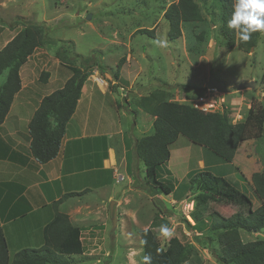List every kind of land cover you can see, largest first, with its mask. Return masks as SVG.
<instances>
[{"label":"rangeland","instance_id":"1","mask_svg":"<svg viewBox=\"0 0 264 264\" xmlns=\"http://www.w3.org/2000/svg\"><path fill=\"white\" fill-rule=\"evenodd\" d=\"M171 2L172 0H0V50L22 29V22L39 24L45 28L49 43L36 49L20 69L21 82L34 86L37 91L46 84L41 81V73L47 72L50 77L58 65L61 66L56 54L58 50H66L71 64L77 67L80 64L76 56L95 57L106 69L98 71L95 68L89 71V75L98 71L99 75L109 80V86L114 84L111 72L116 70L118 61L123 59L120 71L124 68V78L114 96L126 117L122 126L129 128L134 124L135 138L152 131V118L141 111L127 110L135 109L136 99L159 87L166 88L170 101L191 105L205 91L207 80L212 77L223 82L228 89L225 93L217 91L216 96L213 94L217 102L213 109L215 112L225 109L234 122L238 114L241 116L239 121L245 117L248 110L245 103L254 102L264 109V82L261 83L264 72V33L260 35L252 52L230 49L219 33L217 16L209 20L205 15L203 25L193 27L184 24L180 38L169 41L166 36L168 25L163 19V12ZM141 29H154V38L138 35L136 32ZM200 33H203V38L197 40ZM3 80L4 75L0 77V82ZM127 80L132 86L130 89L126 86ZM241 83H254L255 87L237 91L236 86ZM241 92L248 99L245 103L239 99ZM124 97L129 99V106ZM185 140L179 137L171 146L168 165L174 187L185 182L180 181L183 172H175L172 168L174 152ZM257 146L264 151V123ZM188 166L192 169L193 161L186 163V167ZM142 169L143 165L140 163V170ZM138 183L127 188L124 197L120 199L119 196L113 200L116 203L115 228L110 216L106 219L104 228L101 226L104 215L109 212L107 208L103 216L100 215V227L96 230V235L100 236L91 241L92 245H89V237L83 236L84 253L70 258L72 264H143L138 231L145 229L160 210L170 212L162 215L172 217L170 236H163L161 228L153 229L161 248L166 247L169 238L177 237L192 246L191 257L184 264H218L210 251L213 247L204 239L207 235H195L186 227L185 220L193 222L195 193H188L178 204H172L171 198L164 195H157L153 201L141 188H136ZM121 184L127 186L125 182ZM234 187L238 189V186ZM243 192L256 201L252 192ZM256 205L257 203L254 206ZM108 206L110 207V203ZM210 211L229 217L235 209L220 203H210L207 210H198L195 214L203 218ZM241 233L244 242L264 240V232ZM9 247V255L12 256L14 248Z\"/></svg>","mask_w":264,"mask_h":264},{"label":"trees","instance_id":"2","mask_svg":"<svg viewBox=\"0 0 264 264\" xmlns=\"http://www.w3.org/2000/svg\"><path fill=\"white\" fill-rule=\"evenodd\" d=\"M232 4L233 0H172L163 12V19L168 25L167 39L175 41L180 38L184 24L193 27L203 25L205 15L209 20L217 16L219 33L227 46L249 53L255 48L262 32L253 33L247 42H240L227 27ZM136 33L154 38V29H141ZM202 38L203 33H200L196 39ZM47 43L46 30L42 25L22 22V29L0 50V77L4 75V80L0 82V125L21 88L20 68L36 49ZM56 54L59 64L67 68L71 75L61 88L41 99L28 122L29 153L39 164L47 163L58 155L66 125L76 109L89 71L106 69L95 57L76 56L80 64L77 67L71 64L66 50H58ZM123 62L120 59L116 70L111 72L114 84L109 89L114 93H117L122 81L120 70ZM41 76V81L46 82L49 74L42 72ZM261 79L263 83L264 72ZM169 97L166 88L159 87L136 99L133 109V112L141 111L152 118V131L134 141L133 154L135 160L143 165L142 190L153 201L157 195L167 197L174 193L167 162L170 147L179 137L207 150L220 163L230 164L239 143L259 140L262 136V105L251 102L245 117L233 124L230 113L225 109L222 112L202 113L189 104L170 101ZM250 182L256 201L204 167L190 172L173 195L174 199L180 200L186 193H195L194 224L190 225L185 220L186 227L191 233L207 235L204 239L213 247L210 251L218 264H264V240L244 242L241 239V232H264V172L254 173ZM71 195L67 194V197ZM253 202L258 206L253 207ZM57 203L54 204L55 208ZM210 203L232 206L235 211L229 217L210 211L206 212L205 217L199 218L195 211L207 210ZM163 213L160 210L147 228L138 231L140 241H146L145 244L141 243L142 255L150 253L152 264H184L191 257V244L171 237L166 247L161 248L153 233V229L169 226ZM81 232L68 216L56 212L54 219L43 229L41 247L24 248L9 256L8 245L0 228V264H72L73 256H82L84 253Z\"/></svg>","mask_w":264,"mask_h":264},{"label":"crops","instance_id":"3","mask_svg":"<svg viewBox=\"0 0 264 264\" xmlns=\"http://www.w3.org/2000/svg\"><path fill=\"white\" fill-rule=\"evenodd\" d=\"M65 69L58 65L44 88L38 91L34 86L21 82V88L0 125V228L8 249L9 245L12 246L14 253L24 248L41 247L43 229L54 219L56 212L68 216L70 222L81 229L82 239L88 236L89 245H92L91 241L100 236L96 235V230L100 227V215L102 217L107 208L109 211L108 204L119 196L120 199L124 197L127 188L137 182L136 188L142 190L143 169L140 170V162L133 154L134 141L138 139L133 135L134 124L129 128L122 126L123 119L126 121L124 111L114 96L116 93L109 89V80L98 71H93L94 74L88 76L82 87L58 155L44 164L37 163L30 156L28 122L41 99L61 88L70 77L69 70ZM123 71L124 68L121 79L124 78ZM126 83L130 89L131 84L128 80ZM241 93L240 101L247 102ZM123 99L126 103L129 101L125 97ZM245 104L250 107V104ZM127 111L133 112V109ZM257 142L247 140L239 143L232 162L222 164L207 150L185 140L174 152L172 168L175 172H183L182 181L190 172L205 167L217 177L238 186L239 191L252 192L251 176L264 172V151L258 148ZM170 158L167 169L171 179ZM192 161L194 167H186V163ZM118 177L121 178L119 183ZM122 182L127 186H121ZM178 186L169 195L172 204L180 203L188 194L180 200L174 199ZM67 194L73 195L67 197ZM255 203L253 207L258 206H254ZM109 213L104 215L103 228ZM164 218L169 228L172 217L164 215ZM193 224L191 221L190 225Z\"/></svg>","mask_w":264,"mask_h":264},{"label":"clouds","instance_id":"4","mask_svg":"<svg viewBox=\"0 0 264 264\" xmlns=\"http://www.w3.org/2000/svg\"><path fill=\"white\" fill-rule=\"evenodd\" d=\"M227 27L236 34L240 42L249 41L253 33H264V0H233L232 13ZM160 232L165 237L172 234L168 227H162ZM141 243L145 244L146 241H141ZM142 262L152 264V255L144 254Z\"/></svg>","mask_w":264,"mask_h":264},{"label":"built area","instance_id":"5","mask_svg":"<svg viewBox=\"0 0 264 264\" xmlns=\"http://www.w3.org/2000/svg\"><path fill=\"white\" fill-rule=\"evenodd\" d=\"M120 90L122 91L123 89L120 88ZM216 92H217V90H214V89L211 90V89L205 88V91L203 93H201L199 95V97H197L195 100L192 101L191 107L202 112V113H213V112H215L213 109L215 108V106L217 104V102L215 101V98H214L216 96L215 95ZM237 117H238L237 120L232 122L233 124L237 123L241 119V116L239 114L237 115ZM120 181H121V178L118 177L117 183H119Z\"/></svg>","mask_w":264,"mask_h":264},{"label":"water","instance_id":"6","mask_svg":"<svg viewBox=\"0 0 264 264\" xmlns=\"http://www.w3.org/2000/svg\"><path fill=\"white\" fill-rule=\"evenodd\" d=\"M254 49L252 48L251 49V52L253 51ZM206 87L208 89H211V90H217L221 93H225L228 91V89L225 87V84L223 82H220V81H217L216 79L210 77L208 78L207 80V83H206ZM255 87V84L254 83H241L239 84L238 86H236V90H242V89H246V88H251V89H254ZM115 202H113L112 204H110V207H109V216H110V219L112 220V225H113V228H115L116 226V218H115Z\"/></svg>","mask_w":264,"mask_h":264}]
</instances>
